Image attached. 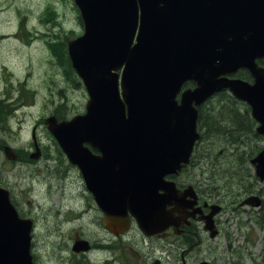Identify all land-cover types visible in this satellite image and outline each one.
Listing matches in <instances>:
<instances>
[{
    "label": "water",
    "instance_id": "water-1",
    "mask_svg": "<svg viewBox=\"0 0 264 264\" xmlns=\"http://www.w3.org/2000/svg\"><path fill=\"white\" fill-rule=\"evenodd\" d=\"M75 2L85 33L68 40V49L90 98L84 114L52 115L47 127L81 169L108 221L120 220L126 229L130 212L146 233L164 229L165 205L178 198L164 177L189 161L199 137L197 106L230 89L251 105L264 135V68L256 63L264 56V13H257L264 0ZM240 67L251 71L254 83L229 76ZM188 80L196 87L179 103ZM5 153L11 158L14 151L6 145ZM251 162L264 180V148ZM31 231L32 220L19 216L0 186V264H33Z\"/></svg>",
    "mask_w": 264,
    "mask_h": 264
},
{
    "label": "rangeland",
    "instance_id": "rangeland-1",
    "mask_svg": "<svg viewBox=\"0 0 264 264\" xmlns=\"http://www.w3.org/2000/svg\"><path fill=\"white\" fill-rule=\"evenodd\" d=\"M82 32L83 25L74 0H0V101L9 109L7 114L0 111L2 141L18 149L28 147L33 141L31 131L37 126V134L47 151L56 159L55 162H65L57 151L44 120L52 110L59 108L60 103L69 118L85 110L88 99L86 90L75 73L66 67L67 59L61 45L56 46L57 42L78 36ZM213 99V103H217L218 97L214 96ZM208 110L209 107H205L206 117ZM234 126L248 128L249 123L240 118ZM208 137L211 139V148L217 152L226 141L225 135L220 132L209 131ZM233 143L242 145V153H238L237 158L229 157L232 160L229 164L236 165H225L222 177L230 179V184L239 177L236 174L240 169L238 161L254 146L252 143L244 148V143L239 142V139ZM226 159L223 158V161ZM50 161L54 162L53 159ZM33 168L34 166L25 165L24 162L10 165L0 148V179L14 190L19 204L27 214L37 219L34 251L42 256L48 247L53 257L58 256L65 251H59L56 245L67 244L69 232L64 226L48 234L45 216L49 224L58 216L56 208H59V201L56 193L61 180L56 179V185L51 188V198L45 200L44 195L48 196V184L40 176L35 177L38 173ZM229 169L232 172L228 173ZM252 216L241 215L247 223L243 244L245 255L248 264H264V211L260 216L257 213ZM233 220L236 221V218ZM231 223L236 243L239 244L242 240L241 232L235 227L236 224L233 225V221ZM44 242L52 245H43ZM124 259L128 263L133 261L130 255H125Z\"/></svg>",
    "mask_w": 264,
    "mask_h": 264
},
{
    "label": "flooded vegetation",
    "instance_id": "flooded-vegetation-1",
    "mask_svg": "<svg viewBox=\"0 0 264 264\" xmlns=\"http://www.w3.org/2000/svg\"><path fill=\"white\" fill-rule=\"evenodd\" d=\"M249 142L248 137L244 141V148ZM39 143L41 150L38 156L41 155L39 158L46 159V162L31 159L32 144L22 150L30 165L37 170L42 167L48 172L35 176H40L48 184V196L44 195L45 200L51 198V188L56 179L60 178L62 181L56 193L59 201V208H56L58 216L51 224L45 216V229L50 234L65 226L69 232V242L56 245L59 251L65 253L54 257L49 253L48 247L42 256L33 250L34 264H248L243 246L247 223L241 215H250L257 209H264V181L245 172L241 166L236 172L239 177L232 184L230 179L222 175L226 170L225 165L236 164L224 161L204 165L198 161L167 175L166 180L174 182L180 195L179 204L167 205V209L175 208V215L181 214L176 225L153 235H146L132 220L126 233L114 235L108 231L105 211L97 204L78 166L69 162H49V154L45 151L42 140L39 139ZM230 144L235 151L238 150L239 145ZM226 148H229L228 145ZM94 152L99 153L97 150ZM226 155L227 153L222 156ZM230 172L231 169L228 170ZM251 195L259 197V201L253 199V202L258 201L259 204H242ZM14 200L21 213L28 216L15 194ZM234 214L239 233L241 232L242 240L239 244L232 232ZM32 217L36 227L37 219ZM82 241L83 244L79 245ZM112 241L120 243L113 244ZM45 244L52 245L48 242L43 245ZM125 255L132 256L133 261L128 263L124 259Z\"/></svg>",
    "mask_w": 264,
    "mask_h": 264
},
{
    "label": "trees",
    "instance_id": "trees-1",
    "mask_svg": "<svg viewBox=\"0 0 264 264\" xmlns=\"http://www.w3.org/2000/svg\"><path fill=\"white\" fill-rule=\"evenodd\" d=\"M264 64V60L262 61ZM241 77H247V73L240 72ZM209 110L207 111L208 116H205V106L200 107V120L199 126L204 130L203 136L208 131L220 132L225 135L226 141L232 137L235 141L238 140L241 136L246 134H251L253 137H259L254 129L255 121L250 117V109L244 103L237 101L231 94L228 92H221L218 94V103L209 104ZM246 119L248 121V128L245 127H235L236 121L239 119ZM207 127V129H205ZM233 132H236L233 134ZM211 147L204 148L203 156L209 155ZM215 150V149H212ZM245 156L241 163H246ZM229 163L232 160L228 161Z\"/></svg>",
    "mask_w": 264,
    "mask_h": 264
},
{
    "label": "bare ground",
    "instance_id": "bare-ground-1",
    "mask_svg": "<svg viewBox=\"0 0 264 264\" xmlns=\"http://www.w3.org/2000/svg\"><path fill=\"white\" fill-rule=\"evenodd\" d=\"M257 13H259V14H263L264 13V5L260 6V9L257 10ZM207 23L209 24V26H211L212 25V19L211 18H207ZM211 31H213L212 28H211ZM250 32H252V30H250Z\"/></svg>",
    "mask_w": 264,
    "mask_h": 264
}]
</instances>
